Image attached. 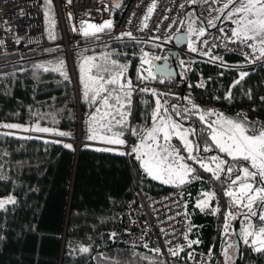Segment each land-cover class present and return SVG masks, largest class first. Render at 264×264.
<instances>
[{"label": "trees", "instance_id": "16d2710c", "mask_svg": "<svg viewBox=\"0 0 264 264\" xmlns=\"http://www.w3.org/2000/svg\"><path fill=\"white\" fill-rule=\"evenodd\" d=\"M40 1L42 7L48 5L45 0ZM55 37L52 42L56 43L60 39L58 32ZM104 38L80 39V47L76 51L84 53L91 49L90 44L99 40L100 45L94 47L99 51L96 63L113 68L111 62L114 60L117 65L126 66L131 80L139 83L135 73L140 46L129 41L105 43ZM59 50V46L51 44L47 48L0 58V124L37 121L57 128L73 127L76 101L72 79L57 65L64 55L59 53L42 58L51 62L46 67L48 71L41 66V58H32ZM168 50L163 49L160 60L169 54ZM177 59L184 61L187 72L181 80L157 76L156 92L162 94L159 98L167 101L169 109L175 106L187 116L180 118L173 114L182 124L196 130V141L200 147L203 146L201 138L208 142L212 149L208 154L219 152L212 147L209 131L200 120V114L186 112V109H193L186 107L181 100L182 87L188 80L193 83L198 79V85L203 82V86L193 84L197 98L228 104L225 114L242 118L257 129L264 126V61L251 68L248 75L233 86L237 77L235 70H223L197 61L193 54L184 51L178 52ZM228 59L234 60L235 57ZM118 70L113 68V74ZM62 72L67 74V79ZM229 90L230 99L226 98ZM86 105L85 101L80 102L81 117L86 114ZM152 106L153 95L141 92L133 95L131 122H134L135 129L141 130L149 125ZM207 117L209 122L213 120L212 116ZM122 130L125 135L128 128ZM19 137L24 136H6L0 132V199L9 196L15 199L14 204H6L0 209V264H84L89 258L94 264H168L157 256L128 247L97 249L99 239L106 233L135 182L151 192L182 189L193 221L188 249L217 250L226 208L219 207L218 214H213L210 209L201 211L196 206L201 190L206 189L210 181L209 175L199 168H194V175L199 179H189L179 186L162 185L144 173L133 154L120 155L116 151H98L97 148L80 145L76 157L73 146L68 149L61 142L45 143L46 140L37 137ZM232 176L229 174L227 177L223 171L219 179L212 180L221 197ZM247 239V244L242 242L241 263L264 264V252L253 256L250 238ZM195 240L200 243L189 246V241ZM81 247L89 250L81 252ZM216 254L218 258L221 255ZM171 264L185 263L174 261Z\"/></svg>", "mask_w": 264, "mask_h": 264}, {"label": "built area", "instance_id": "2783aa9c", "mask_svg": "<svg viewBox=\"0 0 264 264\" xmlns=\"http://www.w3.org/2000/svg\"><path fill=\"white\" fill-rule=\"evenodd\" d=\"M57 7V14L62 26V43L60 53L64 55L67 63L72 67V57L77 50V40L79 38L77 30L73 31L69 22V13L72 14V23L85 21L88 12L96 8L95 0H72L71 4L67 0H53ZM119 3L121 7L112 8L111 5ZM153 0H100L97 5L108 6L109 16L114 21V27L107 31L103 42L111 41H129L141 45L142 49L149 48L150 44H158L160 50L155 57H160L164 48H173V37L180 30L182 21L186 12L193 6L190 0H155V8L149 15V19L142 24L147 9L151 6ZM180 5H184L183 8ZM23 12V15H21ZM106 16V15H105ZM168 17V19H165ZM65 19V21H64ZM131 20V23L129 22ZM213 24L216 27L207 26L205 35L201 38L202 53L198 54L207 63L223 70H250L257 64L264 61V58L252 59V56L246 54L252 53L251 48L245 47L240 43H232L228 37L231 36L233 23L229 20H218ZM157 25L159 27H157ZM171 25V27H169ZM224 29V31H220ZM131 33V36L122 35ZM159 37V39H153ZM235 39L234 37L232 38ZM17 40L19 42L17 43ZM0 58L11 55H21L40 48L50 46L45 29L44 12L40 0H0ZM207 41L208 43H204ZM179 52L184 51L196 55L195 52L188 50V44ZM213 45H216L213 47ZM47 53V52H45ZM44 54V53H42ZM42 54L32 57L37 58ZM52 53H49V55ZM46 55V54H45ZM259 57V53L255 52ZM43 56V55H42ZM47 56V55H46ZM235 57L229 60V57ZM219 57V59H213ZM150 63L145 64L146 69H151L153 73V62L160 59L147 58ZM203 60H201L203 62ZM21 62L23 61L20 60ZM180 74L187 72V68L181 65ZM0 65H2L0 63ZM143 66L138 65L136 78L139 79L135 87V93L140 89L147 88L148 94L153 95L152 90H157V76L153 73V79H141L146 77L147 71ZM188 80L183 89L181 97L182 103L186 107H192L194 103L197 108L213 110L217 113H223L229 109L228 104H218L212 99L201 100L196 97V88ZM264 87V77L262 78ZM236 107V106H235ZM217 110V111H216ZM2 124V123H1ZM0 132H13L19 135L17 131L0 128ZM129 145V139L127 142ZM126 155L129 154L125 146L118 147ZM193 221L189 210V202L180 188H169L160 192H151L146 187L135 182L130 194L126 198L123 206L113 218L106 233L99 239L97 249L101 251L115 249L119 247H128L141 252L154 255L164 260L168 264L178 261L185 264H214L216 253H220L224 242V230L218 239L217 250L203 252L196 249H188V240L192 232L189 226ZM112 233L116 235L113 237ZM187 234V239H185ZM147 245V247H146ZM159 249V253L153 251ZM178 251V255L173 256L169 251ZM179 249H183L179 251ZM211 251V254H210ZM191 253V258H189ZM253 256L259 252L251 250ZM84 264H94L91 258Z\"/></svg>", "mask_w": 264, "mask_h": 264}, {"label": "snow or ice", "instance_id": "6c2138e0", "mask_svg": "<svg viewBox=\"0 0 264 264\" xmlns=\"http://www.w3.org/2000/svg\"><path fill=\"white\" fill-rule=\"evenodd\" d=\"M191 3H194V0H190ZM45 3L50 5L51 0H45ZM68 4L72 3V0H67ZM239 5V6H237ZM155 0L151 6L148 7L147 13L144 16L142 24L146 27L147 24L144 21L149 19V15L153 12L155 8ZM112 8H119L121 5L119 3L111 5ZM181 8L184 5H180ZM104 10H108V6H105ZM99 11V9H98ZM221 12L225 13V17L237 25V27L231 30V36L228 39L232 43L243 44L247 48L253 50L252 53L246 54L247 56H252V59L264 58V0H228L227 3L223 5L220 9ZM23 15V12H21ZM90 15V13H89ZM225 17H217V19H223ZM69 19H72V14L69 13ZM168 19V17H165ZM131 23V20L129 21ZM211 27H216L215 24H211ZM114 27V21L112 19L104 20L100 24H88V28L94 29V32H89L84 30V21L80 22V30L83 36H96V34L105 32ZM157 27H159L157 25ZM171 27V25H169ZM73 31H76L75 26ZM179 31V30H177ZM189 31H196L191 26H189ZM224 31V29H220ZM206 29L199 28L198 36L205 35ZM122 35L131 36L132 34L124 33ZM235 38L234 40L232 38ZM98 38V36H97ZM50 39H55V36H50ZM153 39H159V37H153ZM177 41L184 39L183 36H176ZM19 40H17V43ZM2 43V41H0ZM204 43H208L204 41ZM216 45H213L215 47ZM188 50L190 52H197L198 49L193 46L191 42L188 44ZM259 52V57L255 56L254 53ZM207 55V53H202ZM148 53H144V57H147ZM153 59H161V57H153ZM213 59H219V57H214ZM94 60L93 57H87L85 63ZM142 63H150L142 57ZM113 68H118L115 74H113V68H110L106 64H93L89 67V74L85 76V68L82 64L80 66V82L83 85V99L91 103L102 104L107 110L100 116L99 120V129L105 133V135L97 136L96 130L89 125V135L88 140L100 139L101 141L111 144L123 146L126 141L123 139V128H128L127 117L131 115V96H132V82L126 78L120 79L123 77V72L126 69V66L117 65L116 61L111 62ZM181 65H184V61H181ZM60 68L63 67V61L59 62ZM36 67H41L37 65ZM45 71L49 69L45 68ZM59 70V69H57ZM147 76L140 77L141 79H153V73L151 69H146ZM67 79V74L65 72L61 73ZM248 73L241 72L239 79L234 81V85H238L241 80L247 76ZM164 81L161 80V83ZM115 86V87H112ZM197 86H203V82ZM191 87V85H190ZM140 91H149V89L144 88ZM91 93V95H90ZM153 95L157 96L156 107L152 112L153 126L150 129H147L144 132H140L138 129H129L133 135L140 134V142L134 145L131 148V153L134 154L136 159L140 162V166L143 169L144 173L150 176L152 179L160 180L164 184H175L179 186L180 184H185L189 182L190 179H199L195 176L194 173L196 169L183 162L184 157L180 156V150L174 149L170 144V139L173 134L179 136L183 141V151L187 152V160L194 161L199 164V167L205 172H211L212 175L219 179V172L226 171L231 174L233 169L231 167H226L227 161H220L218 157L212 156L209 159L210 162L215 163V168L209 166L208 163H205L203 160L198 159L193 155L194 151H199V145H193V142L187 139V136H192L196 134L195 129H186L183 125L178 124L175 121L169 119L167 113L168 108H165L164 105L167 104V101L163 103L159 99V96L162 95L157 93L155 90H152ZM228 99L231 98V91L229 90ZM264 99V98H262ZM172 111H175V106H171ZM197 106L193 103L192 109L195 110ZM101 109L97 107L96 113H100ZM190 111L188 109L185 110ZM96 113H93L90 117V121L96 120ZM180 115V113H176ZM208 115H211L212 112H208ZM36 115V114H33ZM218 116L217 121H213L209 124V130L211 131V141H213L218 147L219 151L225 153L228 157H231L232 160L237 161H246L250 162V168L242 166L240 172L243 173V179L238 173L235 179L231 180V184L238 187L235 190H225L224 195L231 198V203L237 204V206L245 207L248 209L251 216H258V219L261 222H264V212L253 211V207L264 209V126H261L259 129L255 127L254 124H248L246 122L240 121L232 118H225L221 114L216 113ZM200 120H205V115L200 116ZM159 121V123H157ZM221 124L219 129L212 127V124ZM0 128L5 129H16L22 130L25 132L35 131L38 133H50L53 135H58L61 137H70L71 132L58 131L49 127L40 126L39 122L31 126H25L17 123H2ZM121 129V130H117ZM111 133V135H107ZM3 135L11 136L15 135L13 132H6ZM21 139H31L32 137H19ZM38 138V137H37ZM160 140H163V143H160ZM60 141H45V143H59ZM64 148L71 149L72 145L63 144ZM98 151H112L113 149H97ZM212 149L209 146L203 148L204 152H210ZM120 155L126 153L118 152ZM250 169H254L252 171ZM190 174H192L190 176ZM239 182V183H238ZM259 185V186H258ZM204 196L211 199L214 195L213 193H204ZM15 199L11 196L0 199V209H3L6 204H14ZM203 211L207 204L203 201H200L196 205ZM217 209H212L213 214ZM230 215V213H229ZM227 221V216L225 217ZM192 230V226H189V231ZM245 243H248V237L252 236V246L253 250L257 252H264V227H260L258 231L253 230L249 232L247 229L244 231ZM116 234L112 233L114 237ZM187 234H185V239H187ZM2 239V237H0ZM200 243L199 240L189 241V246L192 244ZM256 244H259L260 247H255ZM147 247V245H146ZM89 249L86 247H81V252H87ZM183 249H179L182 251ZM153 251L159 253V249H154ZM171 255H178V251H172ZM211 254V251H210ZM225 256H228L227 251H225ZM189 258H191V253H189ZM227 264V262H226Z\"/></svg>", "mask_w": 264, "mask_h": 264}, {"label": "rangeland", "instance_id": "374dc122", "mask_svg": "<svg viewBox=\"0 0 264 264\" xmlns=\"http://www.w3.org/2000/svg\"><path fill=\"white\" fill-rule=\"evenodd\" d=\"M100 0H95L96 3V8L90 12H88L85 16V21H84V30H87L89 32H94V29H90L88 28V24H100L102 23L104 20H108L111 19L109 16V11L104 10L105 6L103 4H99L97 5V2ZM228 0H198L196 8H191L186 12V15L182 21V30L186 33L187 38L191 41V43L193 44V46H195L198 51L195 52V60L197 61H201L203 60L200 56L197 57L198 54H202L203 50H202V46H201V42L199 41V39L201 38V36H198V30L199 28L205 27V25H210L209 22H211V24H213L214 22L218 21V20H228L225 17V13L221 12L220 9L223 7V5L225 3H227ZM239 6V5H237ZM99 9V11H98ZM43 12H44V21H45V29H46V35L49 39V41L51 42V44H53V46H59V48L61 49V43H62V26H61V21L60 18L57 14V7L54 3L53 0H51V4L44 6L43 7ZM90 13V15H89ZM106 15V16H105ZM217 17H225L223 19H217ZM65 21V19H64ZM70 25L71 28L73 30V23H72V19L70 20ZM76 25V30L78 33L79 38L76 39L77 41V47H80V44L78 43L80 39H85V38H97L100 36H104L106 37L107 31L105 32H101L96 34V36H88L85 37L82 35L81 30H80V22L77 23L75 22ZM189 26H191L193 29H196V31H189ZM237 27V25H235L233 23V28ZM232 28V29H233ZM57 32L59 33V41L58 42H52L54 39H50V36L52 35H56ZM58 36V35H57ZM56 38V37H55ZM137 44V43H136ZM100 45V41L96 40L94 41L92 44L89 45V47L91 48L90 50H86L84 53H78V51H74L73 57H72V67L70 69L69 64L67 63L66 59L63 57L60 61H63V67L60 68L59 66V62H57V65L59 66L60 70L65 71L66 73H68L72 79V83H73V87L74 88V97H75V101H76V119H75V124L73 125V127L71 128H57V127H53L49 124H44L39 122L40 126L42 127H49V128H53L56 129L58 131H65V132H71L72 135L70 137H61L58 135H53L50 133H38L35 131H22V130H16V129H12L14 131H17L19 135L24 136V137H38L44 140H51V141H60L63 144H70L73 147L75 146H80V145H86V146H90L93 148H97V149H113L112 151H116V152H122L118 147H123L125 146V149H128V152L131 153V148L136 145L137 143L140 142V134L138 133L137 135H133L132 132L129 129L134 128V122H131V115L127 117V123H128V130L127 133L125 135H123V139H125L126 143L123 146H118V145H111V144H107L103 141H101L100 139H96V140H88L87 137L90 134L89 133V125L91 124V126L96 130V134L97 136L100 135H105V133L103 131H101L98 127L99 125V120H100V116L107 110L102 104L99 103H91L89 101H85L83 99V85L80 82V66L83 64L84 68H85V76L87 77V75L92 74L89 73L88 69L91 65L93 64H97L95 61V57L99 56V51L94 48L95 46ZM139 45V44H138ZM140 46V53H139V62L138 64L143 66L144 69H146V65L147 63H142V57L144 59H146L147 61H149L147 58H152L155 57L159 50L160 47L158 44H150L148 47L149 48H145L144 50H141L142 47ZM77 48V49H78ZM49 53H52L49 55ZM59 51H53V52H47L42 54L41 56L37 57V58H46V57H50V56H54L56 54H59ZM144 53H148L147 57H144ZM259 53V52H258ZM47 56H46V55ZM87 57H93L94 60L89 61L88 63H85V59ZM202 62V61H201ZM203 62H208L206 60H203ZM51 62H48V59H42L41 60V66H43L44 68H46L48 65H50ZM138 68V66H137ZM119 71V70H118ZM240 71L237 72V77L234 79V81H236L237 79H239L240 76ZM74 80H73V77ZM126 78L127 80H130L132 82V96H131V100L133 99V95L135 94V87L138 85L137 82H134L131 80L130 76L128 75L127 70L125 69L123 72V77L120 79ZM233 81V83H234ZM199 80H194V82H191L192 86H196L198 85ZM194 84V85H193ZM194 86V87H195ZM115 87V86H112ZM195 87V88H196ZM141 93H146L148 94L146 91H138ZM91 95V93H90ZM161 100V102L163 103L165 100H163V98H159ZM85 101L86 102V114L84 117H81V111H80V102L81 101ZM156 100H157V96L153 95V108L151 111V118H150V123L148 126H146L145 128H142L140 130V132H144L147 129H150L153 126V120H152V112L154 110V108L156 107ZM97 107H99L101 109L100 113H96V109ZM165 108H168L167 105H164ZM190 108V107H189ZM169 109V108H168ZM198 111H189V113H199L200 116L203 114L205 115V120L204 122V127H206L209 131V138L211 140V131L209 130V124H211L213 121H217L218 120V116L216 115L217 112H213L211 110L208 109H200V108H196ZM190 110V109H189ZM200 111V112H199ZM212 112L211 115H208V112ZM174 112V113H173ZM172 112V109H169L167 115L169 117L170 120L177 122L178 124L183 125L184 128L186 129H193L190 126L184 125L181 123V121L177 120V117H174L173 114H175L176 116H179L180 118H185L187 117L185 114H181L180 110L178 108H175V111ZM93 113H96V120L95 121H90V117L92 116ZM176 113H180V115H177ZM223 117L225 118H232L235 119L234 116L235 115H227V114H223L220 113ZM207 116H209V118L212 116L213 120L212 121H208L207 120ZM241 121V120H240ZM243 122V121H242ZM37 121H32V122H28V123H17V124H21V125H25V126H31L36 124ZM157 123H159V121H157ZM247 123V122H246ZM249 124V123H248ZM212 127H215L217 129H219L221 127V124L217 123V124H212ZM135 129V128H134ZM118 130V129H117ZM107 135H111V133H107ZM195 135L192 136H187L186 138L189 139L190 141L193 142V145H199L196 142L195 139ZM133 138V139H132ZM129 139V145H127ZM202 140V145L201 148L203 150V148L205 146H209L208 142L206 140H204V138H201ZM79 141V144L78 142ZM160 143H163V140H160ZM211 145L212 147H214V149H216L220 154H222V156L218 154H208V152H204V151H194L193 155L196 156L198 159L203 160L205 163H208L210 167L215 168V163H212L209 161L208 158L212 157V156H216L219 158V160L217 162L220 161H227V165L226 167H231L234 171V173H231L232 175V179H235L236 175L239 173L241 178L243 179V173L240 172V168L242 166L244 167H249L250 168V162H246V161H237V160H232L231 157H228L225 153H222L219 151L218 147H216L215 143L213 141H211ZM170 144L174 149L180 150V156L184 157V161L185 163H187L188 165H190L191 167L195 168H199L200 170H202L205 174H208L209 176V183H207V188L204 190H201V195L199 197V199L197 200V203L200 201H203L207 204V207L205 209H210L212 211V209H217V211L215 212V214H218V210L219 207H223L226 208L224 210L223 216V223L221 228H223L224 230V242L222 245V250L220 252V256L219 258L216 257V260H214V264H236L237 261V250L235 248V244H234V236H233V224L234 222L238 221L239 226H240V238L241 241H245V237H244V231L247 229L249 232L256 230L258 231L260 227H264V222H261L258 219V216H251L249 214V211L247 208L245 207H240L237 206V204H233L231 203V198L224 195L225 190H235V188L238 187V184L236 186H233L231 184V180L226 184V187L223 189L222 191V197L220 196V194L218 193L217 190V185L215 183L212 184V180L215 178L211 172H205L203 169H201L199 167L198 163H195L194 161L191 160H187V152L183 151V141L179 138L178 135L173 134L171 136L170 139ZM201 152V153H200ZM134 155V154H133ZM204 155V156H203ZM135 156V155H134ZM252 171H255L254 169H250ZM223 171L219 172V174H221ZM227 177L229 176V173H227L225 171ZM192 174H190L191 176ZM196 175V174H195ZM205 176V175H203ZM190 179V178H189ZM155 180V179H153ZM157 182H159L162 185H175L172 183L169 184H164L162 183L160 180H155ZM239 183V182H238ZM209 186V187H208ZM259 186V185H258ZM204 193H213L214 195L211 197V199L207 198L206 196H204ZM196 203V204H197ZM225 204V205H224ZM253 211L256 212H264V209H260V208H256L255 206L253 207ZM213 213V212H212ZM230 213V215H229ZM227 216V221L225 220V217ZM248 238H250V246H251V250L253 248L252 246V236H249ZM255 247H260L259 244H256ZM225 251H227L228 256H225Z\"/></svg>", "mask_w": 264, "mask_h": 264}, {"label": "water", "instance_id": "95a60500", "mask_svg": "<svg viewBox=\"0 0 264 264\" xmlns=\"http://www.w3.org/2000/svg\"><path fill=\"white\" fill-rule=\"evenodd\" d=\"M196 1L194 0V4L191 8H196ZM190 8V9H191ZM176 36H183L184 39H181L179 41H177ZM188 42V38L186 33L183 30H179L175 36L173 37V43H174V47L170 48L168 50L169 53V58H165L161 61L158 62H153L152 66H153V73L156 76H161L164 78L167 77H174L176 80H181L182 79V75L180 74V66L178 63V59H177V55L180 49H182ZM73 77V76H72ZM74 80V77H73ZM75 88V87H74ZM183 95V89L181 92V97ZM235 119H239L243 122H247L246 120L239 118V117H234ZM248 123V122H247ZM79 150V146H75V151H76V157H77V153ZM233 236H234V244H235V248L237 250V261L236 264H242L241 263V246H242V241L240 238V226L239 223L236 221L233 224ZM63 243V240H62Z\"/></svg>", "mask_w": 264, "mask_h": 264}, {"label": "crops", "instance_id": "0c3cea01", "mask_svg": "<svg viewBox=\"0 0 264 264\" xmlns=\"http://www.w3.org/2000/svg\"><path fill=\"white\" fill-rule=\"evenodd\" d=\"M197 2H198V0H197ZM207 26H211V25H207V24H206L205 27H203V28H206ZM201 38H202V36H201ZM201 38L199 39L200 42H201ZM188 40H189V39H188ZM189 41H190V40H189ZM201 44H202V42H201ZM235 71H236V72H239V71H240V72H246V73L249 72V70H245V69H240V70H235ZM195 139H196V137H195ZM196 142H197V141H196ZM201 150H202V148L199 146V151H201ZM202 151H203V150H202ZM202 151H201V152H202ZM201 152H200V153H201ZM203 156H204V155H203Z\"/></svg>", "mask_w": 264, "mask_h": 264}, {"label": "flooded vegetation", "instance_id": "af4514ba", "mask_svg": "<svg viewBox=\"0 0 264 264\" xmlns=\"http://www.w3.org/2000/svg\"><path fill=\"white\" fill-rule=\"evenodd\" d=\"M169 56H170V55L168 54L165 58H169ZM165 58H164V59H165ZM160 61H161V60H160Z\"/></svg>", "mask_w": 264, "mask_h": 264}, {"label": "bare ground", "instance_id": "6f19581e", "mask_svg": "<svg viewBox=\"0 0 264 264\" xmlns=\"http://www.w3.org/2000/svg\"><path fill=\"white\" fill-rule=\"evenodd\" d=\"M78 142V144H79V141H77ZM133 249V248H132Z\"/></svg>", "mask_w": 264, "mask_h": 264}]
</instances>
